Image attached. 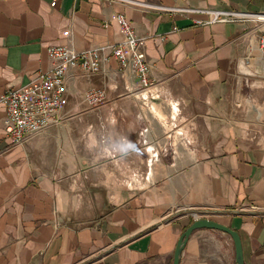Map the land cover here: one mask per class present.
Segmentation results:
<instances>
[{
    "label": "crops",
    "instance_id": "0c3cea01",
    "mask_svg": "<svg viewBox=\"0 0 264 264\" xmlns=\"http://www.w3.org/2000/svg\"><path fill=\"white\" fill-rule=\"evenodd\" d=\"M51 1L0 0V95L49 69V46L121 41L115 14L142 39L152 85L106 53L94 73L69 68L60 121L14 146L0 103V264H171L194 218L236 231L242 264H264V136L234 104L264 25L202 12H264V0ZM90 87L105 90L95 108ZM178 264H235L232 242L194 230Z\"/></svg>",
    "mask_w": 264,
    "mask_h": 264
},
{
    "label": "built area",
    "instance_id": "2783aa9c",
    "mask_svg": "<svg viewBox=\"0 0 264 264\" xmlns=\"http://www.w3.org/2000/svg\"><path fill=\"white\" fill-rule=\"evenodd\" d=\"M55 0L50 2L53 6ZM166 11H186L178 8H161ZM209 16L204 23L242 22L251 20L264 25V12L203 10ZM121 41L114 45L74 51L65 46H49L46 49L52 66L38 72L27 83L9 88L1 93L0 103L4 109L3 133L11 145L22 143L28 136L40 133L60 121V113L65 105L66 87L64 74L67 69L79 67L87 73L98 70L103 53L116 59L120 67L135 78L141 89L152 85L149 79V65L141 48L142 39L136 37L129 22L122 14H115ZM201 24L202 22L196 21ZM257 48L264 62V29L258 39ZM83 100L90 108L105 101V90L99 87L87 88ZM195 219V218H194Z\"/></svg>",
    "mask_w": 264,
    "mask_h": 264
},
{
    "label": "rangeland",
    "instance_id": "374dc122",
    "mask_svg": "<svg viewBox=\"0 0 264 264\" xmlns=\"http://www.w3.org/2000/svg\"><path fill=\"white\" fill-rule=\"evenodd\" d=\"M258 59L253 62L248 76H240L236 78L235 88L237 97L235 103L241 105V110H244L242 105H247L251 112L244 113L237 109V118L239 121L252 124V128L259 135L264 136V62L261 53L257 49ZM263 88V89H262ZM261 90V91H256ZM263 90V91H262ZM83 197L92 201L95 205L99 200L100 193H86L81 194Z\"/></svg>",
    "mask_w": 264,
    "mask_h": 264
},
{
    "label": "water",
    "instance_id": "95a60500",
    "mask_svg": "<svg viewBox=\"0 0 264 264\" xmlns=\"http://www.w3.org/2000/svg\"><path fill=\"white\" fill-rule=\"evenodd\" d=\"M201 228L217 230L227 234L233 245L235 264H242L241 246L237 232L227 226L205 218L193 219L192 222L180 233L173 249L171 264H178V259L186 240L194 230Z\"/></svg>",
    "mask_w": 264,
    "mask_h": 264
}]
</instances>
